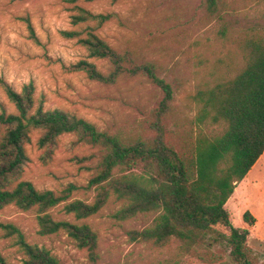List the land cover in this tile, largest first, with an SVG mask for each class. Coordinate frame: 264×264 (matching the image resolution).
I'll return each mask as SVG.
<instances>
[{
    "label": "trees",
    "instance_id": "16d2710c",
    "mask_svg": "<svg viewBox=\"0 0 264 264\" xmlns=\"http://www.w3.org/2000/svg\"><path fill=\"white\" fill-rule=\"evenodd\" d=\"M64 1L71 11L72 28L58 33L64 39H75L86 51L67 68L82 71L90 80L105 85L122 76H141L160 91L161 98L145 118V135L126 139L99 130L68 111L45 108L43 95H34L32 81L17 91L2 80L16 111L7 112L0 106V209L12 204L23 211L35 210L40 235L64 231L85 251L88 264H100L98 236L90 225L58 220L49 212L68 198L75 185L56 193L21 179L28 162L25 145L32 130H39L36 145L47 154L56 148L60 135L72 133L78 142L97 148L94 174L88 182L96 194L92 202L66 201L65 213L82 220L113 197L120 203L115 211L119 220L137 214L154 215L146 226L127 232L131 242L153 249L174 244L177 254L203 264H264L248 244V231L233 226L225 208L227 199L264 151V24L252 21L236 27L226 10L227 3L202 0L205 18L218 20L217 35L239 50L242 63L233 74L196 89L190 131L175 135L167 126L173 90L159 76L156 64L138 61L129 50L114 49L97 32L115 13H95L84 6L100 0ZM248 1L245 5L251 10L261 8L264 18V0ZM26 21L30 38L41 45ZM89 58L106 60L110 69L101 72ZM242 219L248 225L255 222L249 211ZM218 225L227 232L220 231ZM0 230L3 238L13 239L21 254L20 264H61L46 247L29 243L14 224L0 222ZM0 264L11 263L0 254Z\"/></svg>",
    "mask_w": 264,
    "mask_h": 264
},
{
    "label": "rangeland",
    "instance_id": "374dc122",
    "mask_svg": "<svg viewBox=\"0 0 264 264\" xmlns=\"http://www.w3.org/2000/svg\"><path fill=\"white\" fill-rule=\"evenodd\" d=\"M236 27L246 22L264 24L261 8H249L246 0H222ZM249 3L253 2L251 0ZM202 0H119L84 4L91 11L115 13L97 32L111 47L129 50L138 61L156 64L159 76L172 87L173 100L168 128L175 135L188 130L196 106L193 94L203 84L229 76L241 65L239 50L217 35L218 20H207ZM64 0H0V106L15 112L5 93L2 80L13 89L32 81L35 97H44L45 108H59L93 123L99 130L116 133L126 139L145 135V118L161 98L160 91L141 76H122L105 85L90 80L82 71L67 67L86 55L75 39L62 38L58 31L72 28L71 11ZM250 9V11H249ZM248 12V13H247ZM28 20L36 37L30 38ZM101 72H108L106 60L89 58ZM39 130H32L25 145L28 162L21 179L37 189L56 193L75 185L68 198L51 208L55 219L84 222L97 233L100 264H203L194 257L179 255L175 245L153 249L129 241L127 232L152 221L153 214H137L119 220L115 211L120 203L111 197L95 214L76 220L65 213L63 204L73 199L92 202L96 191L88 187L94 174L97 148L78 142L72 133L58 137L52 153L38 148ZM247 180L236 187L225 208L232 225L248 231V244L264 260V165L261 162ZM251 177L254 184L249 183ZM249 180V181H248ZM248 181V183H247ZM249 211L255 218L246 224L242 215ZM0 222L12 223L29 243L50 250L61 264H88L85 251L64 232L40 235L35 210L23 211L10 204L0 209ZM222 232L226 227L218 225ZM0 230V254L11 264H20L21 254L12 238H3Z\"/></svg>",
    "mask_w": 264,
    "mask_h": 264
},
{
    "label": "crops",
    "instance_id": "0c3cea01",
    "mask_svg": "<svg viewBox=\"0 0 264 264\" xmlns=\"http://www.w3.org/2000/svg\"><path fill=\"white\" fill-rule=\"evenodd\" d=\"M263 155H264V151H263V153L259 156V158L256 160V162L253 164V166L250 168V170L247 172V174L245 175V177L240 181V183L248 179L249 174H251L252 170H253V169L257 166V164L260 162V160H261V158L263 157ZM261 165H264V160L261 162ZM248 181H249V180H248ZM248 181H247V183H248ZM254 182H255V179H254L253 177H251V180L249 181V183L254 184ZM240 183H239V184H240ZM236 188H237V187H236ZM236 188L234 189V191L236 190ZM234 191H233V193H234Z\"/></svg>",
    "mask_w": 264,
    "mask_h": 264
}]
</instances>
